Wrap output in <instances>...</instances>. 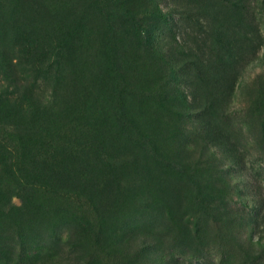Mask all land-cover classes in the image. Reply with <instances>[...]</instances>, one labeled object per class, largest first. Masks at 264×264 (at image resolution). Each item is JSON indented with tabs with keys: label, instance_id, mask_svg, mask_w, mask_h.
I'll list each match as a JSON object with an SVG mask.
<instances>
[{
	"label": "rangeland",
	"instance_id": "374dc122",
	"mask_svg": "<svg viewBox=\"0 0 264 264\" xmlns=\"http://www.w3.org/2000/svg\"><path fill=\"white\" fill-rule=\"evenodd\" d=\"M0 264H264V0H0Z\"/></svg>",
	"mask_w": 264,
	"mask_h": 264
}]
</instances>
